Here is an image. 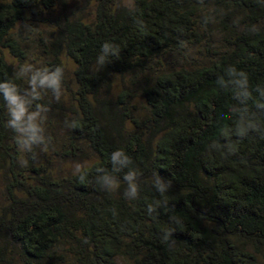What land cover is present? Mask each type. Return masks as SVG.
<instances>
[{"label":"trees","instance_id":"obj_1","mask_svg":"<svg viewBox=\"0 0 264 264\" xmlns=\"http://www.w3.org/2000/svg\"><path fill=\"white\" fill-rule=\"evenodd\" d=\"M92 1L89 20L70 12L68 0H0V82L26 88L15 73L32 50L31 62L41 60L40 67L62 66V97L71 106L44 95L46 136L53 134L48 118L67 112L76 127L65 125L56 138V156L76 159L86 146L96 157L81 181L48 169L39 147L19 152L0 97V264H264V132L235 135L233 108L244 106L218 83L228 79L229 66L245 72L253 97L247 109L264 126V113L254 107L256 89H264V0ZM24 25L35 30L27 33ZM105 42L119 55L101 66ZM199 47L201 62L146 77L139 88L143 115L127 86L115 100L102 98L115 77L145 73L164 57L186 61ZM64 57L74 65L70 75ZM116 150L138 172L135 200L124 196L130 169L115 174L114 192L95 181L96 168L111 172ZM157 174L171 182L163 197L153 187ZM168 229L173 235L163 242Z\"/></svg>","mask_w":264,"mask_h":264},{"label":"clouds","instance_id":"obj_2","mask_svg":"<svg viewBox=\"0 0 264 264\" xmlns=\"http://www.w3.org/2000/svg\"><path fill=\"white\" fill-rule=\"evenodd\" d=\"M208 19L205 18V23ZM27 33L35 30L31 25H24ZM183 46V42H182ZM119 49L116 45L105 42L101 46V55L98 57L97 63L101 66L106 64L109 56H118ZM228 79L220 77L218 83L223 88H231L233 98L244 107L233 108V112L237 114L235 121V135L239 138L246 137L249 133L264 132V126L256 119L255 113H249L247 104L252 100V91L249 87L247 74L237 70L234 66H229L226 69ZM65 70L62 66L54 68L36 67L33 64L25 63L21 65L15 73L16 80H24L27 87L21 89L17 83L12 80L0 82V97L7 110V128L14 134V141L17 145V150L24 154L33 153L34 149L39 147L41 151L47 152L51 143V137L46 136L44 127L47 120V114L50 111L49 106L41 103L43 97L47 93H51L56 101H60L64 94L63 81ZM256 91L260 94V100L254 102V107L257 112L264 113V89L257 88ZM65 125L68 128H75L76 122L65 120ZM36 157L33 156L34 160ZM21 166H27V159H20ZM111 172L103 167L96 168V183L107 192H114L120 187V182L117 179L116 173H120L124 169H130L123 176V180L127 184L124 192L125 198L135 200L139 194L138 172L132 168V159L123 151L116 150L111 153ZM74 175H78L81 181L86 179L87 174L83 170V166L77 163L74 166ZM153 187L160 196L165 194L171 188V182L162 180L157 174L153 181ZM158 204L160 202H157ZM156 208L153 205H148V213L151 215ZM175 223L180 221L176 217L171 218ZM174 230L168 229L162 233L161 239L163 242H168L173 235Z\"/></svg>","mask_w":264,"mask_h":264},{"label":"rangeland","instance_id":"obj_3","mask_svg":"<svg viewBox=\"0 0 264 264\" xmlns=\"http://www.w3.org/2000/svg\"><path fill=\"white\" fill-rule=\"evenodd\" d=\"M133 0H122V4L130 6L132 4ZM69 10L72 13H75L77 15H82L86 19L91 20L94 16V10L95 5L92 0H68ZM60 10V9H59ZM69 14V12H68ZM214 27V26H213ZM215 43L217 45L221 44V38L219 35L213 33ZM34 52L31 51V54L29 56V59L26 63L33 64L36 67H40L41 60L38 61V63L31 62L35 56ZM187 60H181L177 57H164L161 62L153 61L152 68L147 69L145 73H138L137 76L135 75H125V76H117L114 79V82L112 84L111 89L105 93V96L102 95V98L106 97L108 95V99L115 100L117 95L127 86L131 90L134 91V99L132 100V106L136 108V111L139 112V114L143 115L145 113V102L143 98L140 96V89L144 82H146V79L149 78L152 74H159V72H162L163 69H178L182 66H187V62L190 64L192 62H201L205 58V50L202 47L191 49L186 53ZM63 61L65 62L66 69H67V75H70L71 72L74 69V65L71 61H69L67 58L64 57ZM39 64V65H38ZM147 77V78H146ZM71 79V77H70ZM64 106L67 109L69 106H71V101L68 96L62 97ZM61 115H65L66 117L59 118L58 116L50 117V122L47 126L50 127L52 125L51 131L49 133H53L54 141L56 138H62L66 133L65 128V120H68L69 113H61ZM53 123V124H52ZM48 131V129H47ZM51 135V138H52ZM61 140H59L60 142ZM58 142V143H59ZM58 143H51L49 145V149L47 152L42 153L41 159L44 165L52 170L54 173H59L64 176H68L70 174H73L74 172V166L79 163L83 166V168L90 166L94 161H96L95 155L91 152L89 148L86 146H83V153L79 158L67 160L64 161L60 159L58 156H56V150H58L60 147L58 146ZM63 147V146H62ZM4 187H5V181L2 175V171L0 170V208L5 204V194H4Z\"/></svg>","mask_w":264,"mask_h":264}]
</instances>
